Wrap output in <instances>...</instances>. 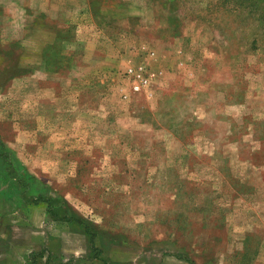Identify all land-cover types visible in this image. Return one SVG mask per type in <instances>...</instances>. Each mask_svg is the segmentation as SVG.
Segmentation results:
<instances>
[{
	"label": "rangeland",
	"instance_id": "obj_1",
	"mask_svg": "<svg viewBox=\"0 0 264 264\" xmlns=\"http://www.w3.org/2000/svg\"><path fill=\"white\" fill-rule=\"evenodd\" d=\"M0 137V264H264V0H0Z\"/></svg>",
	"mask_w": 264,
	"mask_h": 264
},
{
	"label": "trees",
	"instance_id": "obj_2",
	"mask_svg": "<svg viewBox=\"0 0 264 264\" xmlns=\"http://www.w3.org/2000/svg\"><path fill=\"white\" fill-rule=\"evenodd\" d=\"M3 149H4V142H3V140L0 137V156H4L5 155V153H3V151H4ZM28 186L29 185L27 184V187ZM44 198L45 197H43V196L40 195V197H38L35 200H37V201L45 200ZM45 201L48 202V208H47V210H48L49 214H51L56 219L68 220L70 222L77 220L76 216L74 214H72V213H71V217H67V216L62 215L61 214V211L63 209L61 207L54 206V201L53 200H45ZM78 221H80V220H78Z\"/></svg>",
	"mask_w": 264,
	"mask_h": 264
}]
</instances>
